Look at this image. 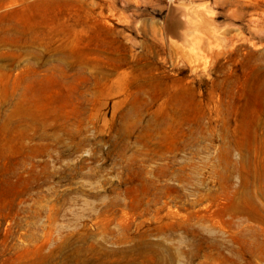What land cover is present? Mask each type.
Returning a JSON list of instances; mask_svg holds the SVG:
<instances>
[{
  "label": "rangeland",
  "instance_id": "1",
  "mask_svg": "<svg viewBox=\"0 0 264 264\" xmlns=\"http://www.w3.org/2000/svg\"><path fill=\"white\" fill-rule=\"evenodd\" d=\"M0 264H264V0H0Z\"/></svg>",
  "mask_w": 264,
  "mask_h": 264
}]
</instances>
